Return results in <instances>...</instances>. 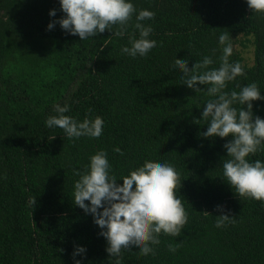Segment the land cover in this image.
<instances>
[{
	"label": "trees",
	"instance_id": "obj_1",
	"mask_svg": "<svg viewBox=\"0 0 264 264\" xmlns=\"http://www.w3.org/2000/svg\"><path fill=\"white\" fill-rule=\"evenodd\" d=\"M126 2L136 11L123 36L116 25L80 40L59 23L48 29L66 18L60 0H0V264H115L93 216L74 203V185L100 151L120 185L145 161L172 165L188 216L178 237L161 232L158 245L149 243L154 254L142 256L134 244L122 249L121 264H264V202L240 198L227 183L224 145L232 137H203L208 86L189 89L174 64L187 59L191 70L210 57L209 68L218 69L225 46L219 36L227 32L229 62H239L245 75L225 91L254 82L264 97V15L246 0ZM142 10L155 14L140 23L152 28L156 47L133 58L121 49L140 38ZM240 39L253 46L251 66L234 48ZM252 104L253 118L264 119V99ZM57 105H67L64 115L78 123L101 117L102 135L69 139L48 128ZM246 159L264 163V145ZM218 207L234 222L217 228ZM77 248L86 251L73 258Z\"/></svg>",
	"mask_w": 264,
	"mask_h": 264
},
{
	"label": "clouds",
	"instance_id": "obj_2",
	"mask_svg": "<svg viewBox=\"0 0 264 264\" xmlns=\"http://www.w3.org/2000/svg\"><path fill=\"white\" fill-rule=\"evenodd\" d=\"M246 2L251 12L264 15V0ZM60 5L66 18L50 23L48 29H53L55 23H59L63 30L79 36L80 40L95 37L116 25L119 29L115 35L123 36L136 11L134 5L126 0H60ZM49 15L55 16V10L50 11ZM154 16L148 10L139 12L135 28L140 38L131 40L132 46L122 48L123 53L133 58L137 55L144 57L156 47V41L148 39L152 28L140 23L154 19ZM219 43L225 46L218 69L209 68L213 64L210 57L196 62L191 70L187 59H176L174 64L183 73L181 79L189 89L200 92L202 89L197 85L208 86L206 92L209 99L202 111V120L208 127L203 137H232L224 145L229 157L223 163V175L227 183L240 198L264 202V163L259 160L251 163L246 159L264 145V119L258 116L253 118L252 112V102L264 97L254 82L242 87L239 92L225 91L228 82L235 81L245 73L239 62H229L233 47L227 32L219 36ZM237 103L242 107L237 109L233 106ZM68 111L67 105H57L56 112L59 115L50 116L46 126L62 129L69 139L82 136L99 138L102 135L104 121L101 117L97 116L94 120L86 118L78 123L64 115ZM114 151L123 154L119 148ZM110 170L106 152L100 151L90 157L88 171L74 185V203L93 216L94 223L102 230L99 235L107 240L106 252L110 258H117L115 264H121V250L133 244L140 248L142 256H147L154 254L149 243L158 245L161 232L173 237L181 234L188 216L181 199L176 197V189L181 187V182L179 173L172 165L145 161L142 167L122 177V185L118 184L115 175H110ZM85 201H89L90 205ZM31 203L34 206L36 199ZM217 211L221 212L217 216V228L224 227L227 222H234V217L223 214L222 208L218 207ZM169 250L175 252L177 249L170 245ZM85 251L84 248H77L73 258ZM76 264H80V261H76Z\"/></svg>",
	"mask_w": 264,
	"mask_h": 264
},
{
	"label": "rangeland",
	"instance_id": "obj_3",
	"mask_svg": "<svg viewBox=\"0 0 264 264\" xmlns=\"http://www.w3.org/2000/svg\"><path fill=\"white\" fill-rule=\"evenodd\" d=\"M239 42L241 43L236 44L234 48L242 56L244 63L251 66L253 62V46L244 39H240Z\"/></svg>",
	"mask_w": 264,
	"mask_h": 264
}]
</instances>
